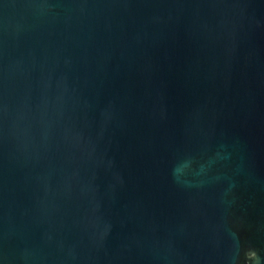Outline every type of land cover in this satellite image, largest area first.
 <instances>
[{
    "label": "water",
    "instance_id": "1",
    "mask_svg": "<svg viewBox=\"0 0 264 264\" xmlns=\"http://www.w3.org/2000/svg\"><path fill=\"white\" fill-rule=\"evenodd\" d=\"M0 264H264V0H0Z\"/></svg>",
    "mask_w": 264,
    "mask_h": 264
}]
</instances>
